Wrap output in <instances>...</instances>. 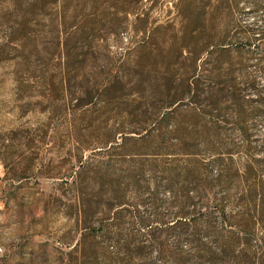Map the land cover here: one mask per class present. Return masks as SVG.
<instances>
[{"label": "rangeland", "instance_id": "obj_1", "mask_svg": "<svg viewBox=\"0 0 264 264\" xmlns=\"http://www.w3.org/2000/svg\"><path fill=\"white\" fill-rule=\"evenodd\" d=\"M211 1L209 9H217L218 19L205 29L204 38L229 47L219 54L217 81L223 82L226 69L233 67L236 87H242V98L237 101L239 96L231 95L228 84L217 128L235 148L230 159L239 172L240 185L225 197L222 187L204 191L202 185L209 180L195 179L202 190L195 198L201 211L198 238L202 249L215 254L231 243L232 253L224 259L218 255L211 262L200 259L196 246L189 242L192 229L172 223L184 207L182 194L174 199L164 187L167 176L150 170L154 160L161 169L171 163L145 147L154 133L145 139H136L138 134L132 133L144 127L134 126L135 120L144 121L162 105L154 99L137 107L132 88L135 50L146 39L160 53L177 48L179 23L166 25L175 17L176 0L133 4L147 22L117 12V0H0V264H121L113 260L115 244L106 245V241L113 235L127 238L132 234L147 246L150 240L145 258L132 264L153 260L177 264L170 259L162 262L157 253L160 241L171 251L177 235L181 244L176 251L188 258L185 264H264L263 214L254 213L252 228L242 230L247 209H264V197L258 196L255 205L237 202L247 185L264 182V0ZM187 65L180 79L191 75L193 68ZM116 74H123L124 86L105 100L102 89ZM64 78L70 80L76 100L65 97ZM88 92L93 103L84 106ZM191 114L192 110H180L177 117L186 126ZM174 127L170 121L165 130L172 136ZM222 155L228 159L229 155ZM172 157L181 167L185 165L184 154ZM214 158L206 154L202 159ZM252 163L257 169L246 181L244 172ZM107 169L110 175L141 169V181L115 187L113 181L98 177ZM94 176L98 178L89 181ZM153 179L161 182L155 201L151 198ZM103 182L100 193L96 190ZM91 189L97 194L93 210L85 213L77 196L83 193L86 199ZM117 201H124V206L115 208ZM102 224L104 241L82 239L86 227ZM76 245L79 254L72 251ZM238 254L243 255L241 262L235 258Z\"/></svg>", "mask_w": 264, "mask_h": 264}, {"label": "trees", "instance_id": "obj_2", "mask_svg": "<svg viewBox=\"0 0 264 264\" xmlns=\"http://www.w3.org/2000/svg\"><path fill=\"white\" fill-rule=\"evenodd\" d=\"M140 1L117 0L119 4V7L116 8L117 12H121L126 16L133 14L136 17L135 21L142 20L145 22V16L141 17L143 13H140L141 11L133 5L138 4ZM211 3V0H176L174 5L175 17L173 21L168 19L166 25L175 27V23H179L181 41L177 48H172L170 53H167L168 50L166 53H160L156 51V48H154L151 42H147L149 39H146V41L137 45V49L135 50L136 55L132 60V69L134 72L132 88L134 98L137 101V107L139 108L142 105L148 104L154 99H160L162 101L161 106L155 107L157 113L150 114L144 121L139 119L134 121V126L144 127L138 131H132V133L138 134L136 139H145L154 133V139L149 140L145 144V147L151 148L153 152L165 156L164 161L167 163L170 162L171 165L161 169L160 164L154 160L150 163V170L153 173L160 171L167 176V183L164 187L171 190L174 199L182 194L181 202L184 207L179 208V211L176 213L177 218L172 223H174L173 225L178 224L183 228L185 227V230L187 227L192 229L191 234L193 236L189 242L191 245L196 246L199 254H201L199 255L200 259L207 258L210 262L214 261L218 255L223 259L228 257V254L232 253L228 248L231 243L222 247L220 249L221 251L217 254L213 253L209 248L202 249L200 247L198 235L201 229L197 224L199 221L197 214H200L201 211L198 209V202L195 201V198L201 195L202 190L199 189V185L196 184L195 179L198 180L201 178L204 183L209 180V183L207 182L202 185L204 191H208L215 185L222 187L225 194H227L224 195L225 197L228 196V192L233 187L240 185L239 172L234 168L233 161L230 159L233 154L232 151H235V148L231 147L229 141L225 140L218 133L217 128L219 117L223 116L224 112V108H220V104L222 103L221 99L226 95L227 90H229L228 84H230L231 95H238L239 100L237 101H240V97L242 98V87H236V83L234 82L236 73L233 67L226 69V73L223 74L225 76L223 77L225 78L223 82L217 81L218 77L215 75V72L220 70L218 68V64L221 62L219 54L229 51V47H225L223 43L212 44L208 39L204 38L205 29L210 28L213 24L215 25V21L218 19L217 9H209ZM68 63L69 58L66 56L65 64L67 65ZM187 63L191 64L193 68L192 73L180 79L179 76L181 75L183 77L182 74L188 68ZM175 68L177 69L174 70ZM123 77V74H116L111 83L104 85L102 97L105 100H108L110 92L116 93L118 87L122 88L124 86ZM61 83L65 97L69 96V101L76 100L77 98L73 99L71 93L70 80L64 78ZM160 83H163L165 88L161 87ZM84 99H87L82 104L84 106L93 103L92 94L89 92L84 96ZM238 104L241 106V103ZM79 105L77 104V106ZM161 108H163L162 111H160ZM164 108L170 110L166 109V111ZM180 110H192L186 126L177 117ZM204 119L206 121H202ZM170 121H173L175 126L172 136L165 130ZM143 130L145 131L144 135L141 133ZM125 134H122V139L127 138ZM175 154L185 155V165L183 167L177 164V160L172 157ZM206 154L215 155L216 158L211 161L203 160L202 158ZM222 154L229 155L228 159L224 158ZM213 167L215 168V174H213ZM256 169L257 167L253 163L246 167L244 172L246 181L255 174ZM141 173L142 170L140 169L133 172L118 171L110 175L107 169L106 173L100 174L98 177L103 180L113 181L115 187H126L130 182H140ZM98 177L94 176L89 181L96 180ZM89 181L87 184L90 183ZM150 182L155 185L152 193L153 196L151 197L155 201L161 182H157L155 179ZM103 187L104 182L99 185L96 191L102 193L104 191ZM82 191L84 190L82 189ZM96 191L91 189L89 197L86 199L84 197L85 191L84 194L81 193V196H77L79 204H81L82 212L87 213V210H93L91 206L97 194ZM105 191L107 192L106 188ZM91 193H94V195L91 196ZM258 196L259 198L264 197V182L257 183L256 185H247L237 202L240 205L249 206L252 203L255 205ZM124 204V201H117L114 203V206L118 208L124 206ZM221 213L227 217L222 209ZM254 213H261L264 216V209L259 211L247 209V223L242 227L244 232L252 228ZM84 220L87 222V219ZM138 220L142 225H146L147 223L142 217H138ZM149 228L151 229L152 226ZM86 230L84 235H82V239L89 236L95 239L101 238L102 241L105 240L103 224L98 227L90 225L86 227ZM154 238L155 236L152 234L151 241ZM147 242L148 246L142 242L137 234H132L127 238H123V235H113L109 241H106V245L108 243L115 244V247H113L115 258L113 260L121 264H132L135 259L143 257L147 252L146 250L149 247L150 240H147ZM180 244L181 240L179 235L175 237L171 251L168 250L165 241H160L158 243V259L162 262L170 259L177 264H185L188 258L179 257L176 251ZM72 251L79 254L81 252L80 246L76 245ZM91 253L96 254L97 251H92ZM242 257V254L235 256L239 262H241ZM144 264H156V260Z\"/></svg>", "mask_w": 264, "mask_h": 264}]
</instances>
